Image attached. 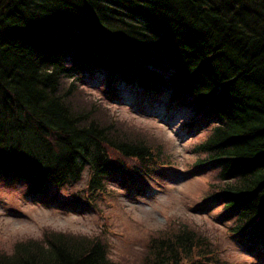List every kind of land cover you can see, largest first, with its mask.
<instances>
[{"label": "trees", "instance_id": "16d2710c", "mask_svg": "<svg viewBox=\"0 0 264 264\" xmlns=\"http://www.w3.org/2000/svg\"><path fill=\"white\" fill-rule=\"evenodd\" d=\"M94 76L103 93L83 101ZM107 99L178 111L184 134L202 128L192 168L219 182L197 206L216 210L232 240L264 245V0H0L1 182L53 209L98 213L111 177L130 189L161 183L177 165L170 148ZM107 230H49L0 250V264H123ZM226 262L188 222L157 230L139 255Z\"/></svg>", "mask_w": 264, "mask_h": 264}, {"label": "rangeland", "instance_id": "374dc122", "mask_svg": "<svg viewBox=\"0 0 264 264\" xmlns=\"http://www.w3.org/2000/svg\"><path fill=\"white\" fill-rule=\"evenodd\" d=\"M87 80L89 86L86 85V88L90 95L79 94L78 97L83 101H95L94 97L103 93L99 90V78L94 76ZM107 100L111 113L137 129L151 131L155 140L161 137L177 159V165L167 168L158 177L162 181L160 190L145 198L141 196L142 188H137L138 192L130 191L118 177H111V194L102 198L104 201L100 203L98 213L82 212V208L81 211L53 209L49 202L42 199L25 198L26 185L0 181V250L12 252L17 241L41 239L49 230L94 235L106 227L112 241V258L115 257L123 264H133L137 259L139 264L141 248L150 235L173 223L179 225L188 222L195 224L224 249L226 264H264L263 249L248 243L245 250L250 249L251 252L245 251L242 244L230 238L226 223L218 219L216 210L211 207L200 210L197 206L212 181L219 182L214 170L196 172L192 168L196 159L192 153L193 148L202 137L198 136L205 135V131L199 128L188 135L184 134L186 115L171 116L175 111L168 112L165 106L159 109L161 115L154 114V117L153 113L142 111L130 100H124L126 104ZM151 183L157 185L154 181ZM64 192L69 195L72 191ZM62 196L65 197L64 194Z\"/></svg>", "mask_w": 264, "mask_h": 264}]
</instances>
